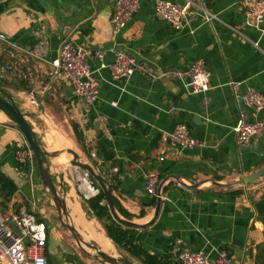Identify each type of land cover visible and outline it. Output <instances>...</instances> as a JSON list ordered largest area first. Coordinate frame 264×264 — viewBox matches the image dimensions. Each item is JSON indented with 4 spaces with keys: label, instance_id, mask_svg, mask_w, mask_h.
Wrapping results in <instances>:
<instances>
[{
    "label": "crops",
    "instance_id": "0c3cea01",
    "mask_svg": "<svg viewBox=\"0 0 264 264\" xmlns=\"http://www.w3.org/2000/svg\"><path fill=\"white\" fill-rule=\"evenodd\" d=\"M168 1L190 3L195 15L189 28L175 30L158 19L153 2L147 0L117 34L110 22L114 0H0V34L12 45L0 44V65L12 63V73L0 82L30 114L27 120L36 134V122L42 119L63 130L69 140L51 134L48 143L67 150L72 145L93 165L130 215L126 219L117 212L120 217L144 226L124 229L150 255L177 264L174 248L211 258L225 251L231 264H264V175L249 185L239 184L264 167V137L238 146L233 132L239 110L235 93L255 88L264 96V19L257 27L247 26L236 0ZM209 16L213 19L206 21ZM67 40L89 51L107 52L102 61L88 59L99 82L98 101L89 109L52 66ZM114 49L134 55L155 76L187 70L201 60L210 90L192 95L180 80L140 73L127 81L114 80L107 67ZM29 96L38 107L29 103ZM137 111L152 121L135 123ZM246 112L249 120H264V112ZM178 124L188 125L201 145L181 150L164 141L162 134ZM26 145L15 125L0 123V173L17 187L9 202L2 204L0 198L2 208L25 209L38 195V184L28 181L33 169L12 156ZM150 173L162 184L157 214L156 198L144 190ZM85 180L84 190L95 196L97 189ZM71 189L68 201H73ZM73 206L78 216L77 207L82 208L77 201Z\"/></svg>",
    "mask_w": 264,
    "mask_h": 264
},
{
    "label": "built area",
    "instance_id": "2783aa9c",
    "mask_svg": "<svg viewBox=\"0 0 264 264\" xmlns=\"http://www.w3.org/2000/svg\"><path fill=\"white\" fill-rule=\"evenodd\" d=\"M142 1L114 0L110 19L114 34L119 33L129 23ZM147 1L153 2L155 16L175 30L189 28L193 22L195 12L191 9L190 3L179 5L168 0ZM236 3L244 12L247 26L257 27L263 21L264 0H236ZM206 19L210 21L213 17L209 16ZM6 42L5 36L0 34V44L12 48V45ZM110 52L113 54V60L107 67L114 80L127 81L140 73L152 79L180 80L192 95H204L210 90L209 73L201 60L194 61L187 70H170L155 76L140 64L134 55L119 49ZM106 53V51H89L67 40L60 45L57 58L52 62V66L70 83L74 95L85 109L91 108L98 101L99 96V82L88 64V59L95 58L102 61ZM11 73L12 63L0 65V80H4ZM236 87L237 85L234 86L235 89ZM234 98L239 109L238 120L233 128L235 141L238 146H248L252 140L264 137V120H249L246 110H250L253 114L264 112V96L255 88H248L242 95L235 93ZM28 101L32 106H39L33 96H29ZM162 139L181 150L201 145L191 137L188 127L184 124L176 125L169 133H163ZM12 156L17 164L30 170L34 168V155L27 145L15 149ZM158 183L156 174H147L145 193L157 198ZM98 192V190L94 191L95 194ZM47 230V224L35 218L34 214L26 209H14L12 205L7 208L0 206V264H48ZM173 255L177 264H231L225 251H219L215 258H211L203 252L174 248Z\"/></svg>",
    "mask_w": 264,
    "mask_h": 264
},
{
    "label": "water",
    "instance_id": "95a60500",
    "mask_svg": "<svg viewBox=\"0 0 264 264\" xmlns=\"http://www.w3.org/2000/svg\"><path fill=\"white\" fill-rule=\"evenodd\" d=\"M0 112H2L8 120L16 126L18 131L23 136L27 146L31 149L34 155L35 162L37 164L38 181L44 190L45 195L53 202L55 215H51L53 219H56L64 231L70 234L77 247L88 257L102 264H142L134 261L127 255H124L116 247L114 252L108 254L101 250L96 243L87 241L83 235L74 226L70 214L66 206L67 191L64 188V181L62 177H59L56 173H52L51 169L54 167L51 161L58 158L62 153L54 152L49 153L45 150L40 143L37 134L32 130L31 125L28 123L27 118L30 114L24 113L17 105L14 96L3 88H0ZM135 123L145 121L150 123L151 117L145 112L137 111L135 114ZM188 127V125H186ZM68 155L72 156V159L67 163L61 165V168L77 167L83 170L87 176L95 181L104 197V203L106 204L112 219L126 229H142L144 226L134 224L126 219L120 217L117 213L114 205V199L112 197L111 189L107 181L98 174L93 165L83 157H81L74 150L69 149L66 151ZM55 168V167H54ZM60 174L65 176L64 171L61 169ZM264 175V167L254 172L251 175L243 177L240 181V185H249L258 178ZM56 178V181L54 179ZM161 186L157 187L156 198V213H158L161 204ZM197 185H193L190 188L194 189ZM104 230V229H103ZM105 237L108 236L104 231ZM110 240V239H109ZM111 241V240H110ZM112 243V242H111ZM84 246V247H83ZM93 252V253H90Z\"/></svg>",
    "mask_w": 264,
    "mask_h": 264
},
{
    "label": "rangeland",
    "instance_id": "374dc122",
    "mask_svg": "<svg viewBox=\"0 0 264 264\" xmlns=\"http://www.w3.org/2000/svg\"><path fill=\"white\" fill-rule=\"evenodd\" d=\"M0 88L7 90V86L3 85L2 82H0ZM0 123L12 125V123L9 120H5ZM36 127H37L38 139L47 152L49 153L64 152L61 155H64L66 157L69 156L66 153L67 149L60 148V147L56 148L55 145L49 144L47 140L48 136L51 134L54 137H58V136L60 137L61 135H63L69 140V137L63 132L61 128H59L58 126L54 127L52 126V124L46 125L45 119H42L36 122ZM68 149L74 150V146L69 145ZM71 159L72 158H70V160ZM57 161H58L57 159H54L51 161L52 165H54L55 167L51 169V172L56 173L59 177H62V180L64 181V188L67 192L71 188L75 189L76 194L74 190L71 189L75 195L74 198L80 204L87 221H91L94 218L91 216V214L87 213V211L84 209V205H85L84 202L86 199L91 198L93 196L89 194L87 187L85 188L86 190H84L83 188L85 186L84 185L85 184L84 182L86 181L85 179L87 178H88V181L86 185L88 184L91 185L90 177L87 176V174L83 170L77 167L61 168L62 164L60 165ZM61 169L64 171L65 176H62L60 174ZM80 171H82L83 173L81 176H79ZM32 173L33 174L32 176H30V179L28 181L31 186H35L38 184L37 185L38 195L35 197L33 205L29 203H25L24 207L28 212H34L33 214L35 218H37L38 220H43L48 226V230H47L48 248H49L48 253L52 261V264H102L94 260L93 258L86 256L77 247V245L73 241L70 234L62 229V227L60 226V223L56 219H53L51 217V215L56 214V211L54 209L53 202L47 197V195H45L44 190L40 188L41 186L39 187L40 184L38 181L37 164H34ZM54 181H56V178L54 179ZM91 187H94V186L91 185ZM73 224L78 229L79 232H82V233H85V235H88V233H86L85 231L83 232L82 230H80V228L77 226L75 222H73ZM99 225L102 228V225L100 223ZM88 238L90 237L88 236ZM119 251L122 252L124 255L129 256L128 253L120 249ZM90 253H93V252H90ZM132 259L138 262L136 259L134 258Z\"/></svg>",
    "mask_w": 264,
    "mask_h": 264
},
{
    "label": "trees",
    "instance_id": "16d2710c",
    "mask_svg": "<svg viewBox=\"0 0 264 264\" xmlns=\"http://www.w3.org/2000/svg\"><path fill=\"white\" fill-rule=\"evenodd\" d=\"M36 164V162H35ZM24 167V166H23ZM93 186L99 191L95 196L85 200L84 209L87 213L96 219L104 229L108 238L112 241L113 245L119 250H122L129 254L130 257L136 259L142 264H168L156 255H150L145 251L140 245L135 243L134 236L131 235L128 230L124 229L122 226L117 224L111 217L109 210L104 203V197L102 191L91 179ZM17 191V187L14 182L7 176L0 173V198L2 199V204L10 201L12 196ZM114 205L116 211L126 219H130V215L124 212L114 200ZM48 247V246H47ZM47 262L52 264L49 253L47 252Z\"/></svg>",
    "mask_w": 264,
    "mask_h": 264
},
{
    "label": "bare ground",
    "instance_id": "6f19581e",
    "mask_svg": "<svg viewBox=\"0 0 264 264\" xmlns=\"http://www.w3.org/2000/svg\"><path fill=\"white\" fill-rule=\"evenodd\" d=\"M5 120H8V118L2 112H0V122L5 121ZM57 162L60 165L61 164L63 165L65 163H67L68 161H62V162L57 161ZM74 196H73V201H68L67 200L68 194H67V197H66V206H67V210H68V212L70 214V218H71L72 222H75L77 224V226L80 228V230H82L83 232L85 231L86 233H88V235H85V233L80 232L87 241L90 240L91 242L96 243V245L101 250H103L104 252H106L108 254L113 253L115 251L113 244L111 243V241L109 239H107L105 237L104 231L103 230L102 231L99 230V225L97 224V222L94 219H92V221H87V219L85 218V215L81 211L80 207H77L79 215L78 216L76 215V213H77L76 211L77 210L73 206L74 203H76ZM88 236L91 239L88 238Z\"/></svg>",
    "mask_w": 264,
    "mask_h": 264
},
{
    "label": "flooded vegetation",
    "instance_id": "af4514ba",
    "mask_svg": "<svg viewBox=\"0 0 264 264\" xmlns=\"http://www.w3.org/2000/svg\"><path fill=\"white\" fill-rule=\"evenodd\" d=\"M49 251V248L47 247V252Z\"/></svg>",
    "mask_w": 264,
    "mask_h": 264
}]
</instances>
